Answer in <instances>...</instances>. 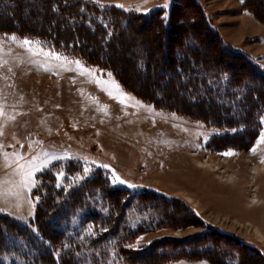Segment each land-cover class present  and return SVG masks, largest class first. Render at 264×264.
Listing matches in <instances>:
<instances>
[{
	"label": "rangeland",
	"instance_id": "obj_1",
	"mask_svg": "<svg viewBox=\"0 0 264 264\" xmlns=\"http://www.w3.org/2000/svg\"><path fill=\"white\" fill-rule=\"evenodd\" d=\"M81 1L0 0V229L40 232L51 182L75 204L70 222L109 218L82 225L75 264H264V111L227 141L234 129L197 103L207 88L237 94L247 57L264 69V0Z\"/></svg>",
	"mask_w": 264,
	"mask_h": 264
},
{
	"label": "trees",
	"instance_id": "obj_2",
	"mask_svg": "<svg viewBox=\"0 0 264 264\" xmlns=\"http://www.w3.org/2000/svg\"><path fill=\"white\" fill-rule=\"evenodd\" d=\"M75 1H77L78 4L82 3L81 0H75ZM74 4H77V3L75 2ZM53 5L55 7V4ZM46 7L49 10L51 7V4L47 3ZM67 7L69 6L67 5ZM56 8H57V4H56ZM148 18L149 17H147V19ZM119 22H116V25H114L115 29L117 28V25L119 24ZM125 25L129 27V23L127 21L125 22ZM162 26L165 27L166 30L169 28V26H167V24L165 23H163ZM83 29H84L83 31L86 30V32L90 31L89 27H86V26ZM118 33H114L113 36L115 37H112V38L115 39ZM102 36L103 35H100V38H99L100 41L102 40ZM112 38L110 40H107V41L105 40L101 42V44L99 45L100 51H101V48H105V47L106 48L103 50L107 51V48H109V45L112 44L111 43L113 41ZM57 41L60 42L58 45L61 46L63 49L69 46L73 47L74 43L77 42V41H73L71 44H69V42L67 41V37H64L62 35L61 36L59 35V37L54 36V38L52 39V42L57 45ZM82 48L84 49V46H82ZM87 51L89 53L87 52L86 54H90V55L92 54L91 53L92 50H87ZM241 54H242L241 52H235V51L233 52L234 56H238ZM98 56L100 57L103 63L105 62V65L107 64L109 65V57L108 55H106V53L104 56V52L101 51L100 53H98ZM246 59H248L247 60L248 62L246 64L248 65V67L251 68V71L249 72L250 75L248 76V79H246L247 81L245 82V84L241 86V89L235 90L236 93L238 94V96L237 94H234L237 96L236 98L240 97V99L236 103H234V101L232 100L234 96L233 90L229 88L222 89L219 86L213 89L207 88L206 89L207 91L204 92L203 96L198 97L200 99L197 98L198 99L197 103L199 105L208 103L209 105H211V108L213 109V111H215L214 113L209 114L207 116L208 119H212V122L218 126H227L229 128L234 129V132H233L234 134H229V133L224 134V135H228V137L226 136L227 141H230L233 138H240L244 136V133L243 134L238 133V132H241L240 130L244 128H245L244 129L245 133L249 131L255 132V130L259 126L258 125L259 123L256 120L257 115L259 112L264 111V103L261 100H259L261 102H259V104L257 105L258 107L254 106L253 104V98L256 97L257 99L258 97L259 99L258 93H260L261 91H264V87H262V85H264V69L254 64L249 57H247ZM248 83L251 85H249ZM142 90H144V87L141 86L140 88H137V91L135 92L139 95L141 94L144 95V92H142ZM169 92H172V90H170ZM146 94H145L146 97L144 98L154 101V102H158L160 104H164L161 101V98H164L165 95H163L162 93H159L157 91L156 93L155 92L153 93V91H151L149 95L148 94L146 95ZM237 118H242V120L239 121L237 120ZM247 118H250V121ZM248 136H250V132L247 134V137ZM97 177L91 178L90 180L93 181L97 179ZM51 179L52 181H54L53 176L51 177ZM46 188L49 189V191L45 192L47 194V197L43 201V204L41 208L39 209V213L41 212L42 213L40 214V216L36 218V222L39 221L38 227L40 229V232L38 233L33 232L30 230V228L25 227V226L21 227L22 229L21 231L23 233L21 234V236L25 235L26 239H20L21 236L19 237V232L17 230L13 231L14 229L8 230V229H5V227H1V229L3 228V236L5 237V241L0 243V264H75L73 261H75L76 258L73 252L77 250V247H78L77 245L80 242V240H76V237L79 235V233L81 234L80 229L82 228V225H84L89 219L97 220L101 224H105V222L109 219L108 217H97V216L93 218L92 217L93 215H89L85 217L80 216V218L79 216H77L76 223L70 222L71 216L73 218V215L71 214L72 207L75 204H73L74 202L69 200L70 195H68L69 193L67 194V190L64 188H57L54 185V183H51V182L50 184L46 186ZM96 189H99V187L96 186L95 188H93L91 184H89L87 185L86 191L95 193V192H98V190ZM141 198L142 197L139 196L138 198L139 202H141L142 200ZM59 212L65 213L64 222H62L61 218L59 217L58 215ZM117 217L118 218L115 220V223L113 225L114 228L117 225V222L120 221L121 215ZM45 224L46 225L52 224L56 228L53 230L54 232H56L55 233L56 236L54 237V239H56L57 237V240H55L54 243H56V247H60L61 249L60 253L57 255L54 254L57 248L54 249L52 246H49L48 244H46V242L44 241L45 233L43 232L42 229L46 231ZM111 232L112 231L110 230L104 232L103 234H101L102 236L100 239H103L105 237V240H107L108 238H110L108 235H110ZM41 237L44 239H42ZM91 241H92L91 242L92 245H94L99 240L97 238L94 240L92 239ZM89 246H91V244H89ZM10 253H15L13 256H11V259H7L5 256L2 255V254H10ZM164 256L165 255H159L156 261H154V259H145V258L144 259L142 258L141 260L138 259V260L141 261L139 264H156L158 260H159V263L162 261L164 262V260H166V257Z\"/></svg>",
	"mask_w": 264,
	"mask_h": 264
},
{
	"label": "snow or ice",
	"instance_id": "obj_3",
	"mask_svg": "<svg viewBox=\"0 0 264 264\" xmlns=\"http://www.w3.org/2000/svg\"><path fill=\"white\" fill-rule=\"evenodd\" d=\"M11 39H13V40H16V39H17V37H15V36H12V37H11ZM23 43H25V44H29V45L31 44V42H30V41H28V40H24V41H23ZM76 63H77V64H79L80 62H79V61H77ZM89 71H91V70H89ZM261 140H262V141H264V136H262V137H261ZM114 182L124 183V181H122V180H119L118 178H117V179H116V181H114Z\"/></svg>",
	"mask_w": 264,
	"mask_h": 264
},
{
	"label": "bare ground",
	"instance_id": "obj_4",
	"mask_svg": "<svg viewBox=\"0 0 264 264\" xmlns=\"http://www.w3.org/2000/svg\"><path fill=\"white\" fill-rule=\"evenodd\" d=\"M256 170L258 171V168H256Z\"/></svg>",
	"mask_w": 264,
	"mask_h": 264
}]
</instances>
